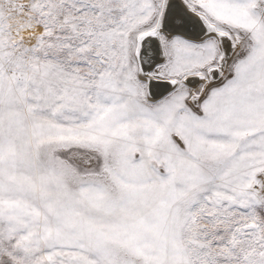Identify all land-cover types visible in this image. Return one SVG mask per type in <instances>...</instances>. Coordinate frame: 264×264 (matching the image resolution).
<instances>
[{"label":"snow or ice","instance_id":"1","mask_svg":"<svg viewBox=\"0 0 264 264\" xmlns=\"http://www.w3.org/2000/svg\"><path fill=\"white\" fill-rule=\"evenodd\" d=\"M0 264H264V0H0Z\"/></svg>","mask_w":264,"mask_h":264}]
</instances>
